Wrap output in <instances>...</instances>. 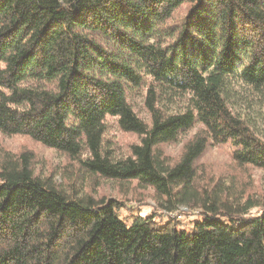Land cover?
Instances as JSON below:
<instances>
[{
  "label": "trees",
  "instance_id": "obj_1",
  "mask_svg": "<svg viewBox=\"0 0 264 264\" xmlns=\"http://www.w3.org/2000/svg\"><path fill=\"white\" fill-rule=\"evenodd\" d=\"M237 83L264 96V0H0V135L169 201L191 189L204 209L189 229L126 226L119 203L67 194L31 156L0 149V264H264L259 201L221 180L197 186L209 146L264 174ZM114 126L137 143L121 152ZM181 141L170 162L161 148Z\"/></svg>",
  "mask_w": 264,
  "mask_h": 264
},
{
  "label": "rangeland",
  "instance_id": "obj_2",
  "mask_svg": "<svg viewBox=\"0 0 264 264\" xmlns=\"http://www.w3.org/2000/svg\"><path fill=\"white\" fill-rule=\"evenodd\" d=\"M181 8L176 14V21L185 14ZM232 92L231 101L233 109L240 116H244L255 133L264 141V96L255 93L244 85L237 83ZM139 101L137 104L139 105ZM195 127L190 133L191 137L197 130ZM112 134L116 137V146L121 152H125L129 145L137 143L134 135L121 132L115 126ZM187 138V139H188ZM183 142H176L163 146L161 149L170 162H176L182 150ZM0 149L17 157L21 154L31 156V167L34 175L42 180L50 179L60 190L67 194H75L77 197H91L94 200H112L119 203L115 209V215L126 226L138 218L152 217L157 225L164 224L169 218L178 221V227L189 229L193 223L201 219L202 201L199 196L188 189L183 198L181 196L156 195L149 187L132 182H115L104 180L97 176H89L79 171L75 162L70 161L66 156L42 147L38 143L21 136L4 137L0 135ZM229 146H209L196 164L197 180L202 187L209 183L210 187L219 180L225 182L239 195L250 194L260 203L250 211L251 215H258L264 210V174L263 171L252 167H237L230 157ZM197 183V182H196ZM180 188L174 189L173 194ZM159 227V226H158ZM191 231V230H190Z\"/></svg>",
  "mask_w": 264,
  "mask_h": 264
}]
</instances>
